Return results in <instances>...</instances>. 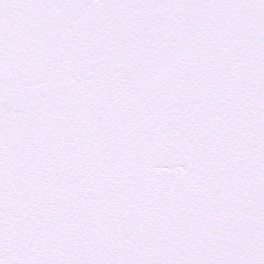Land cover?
Instances as JSON below:
<instances>
[{"label":"snow or ice","instance_id":"snow-or-ice-1","mask_svg":"<svg viewBox=\"0 0 264 264\" xmlns=\"http://www.w3.org/2000/svg\"><path fill=\"white\" fill-rule=\"evenodd\" d=\"M0 264H264V0H0Z\"/></svg>","mask_w":264,"mask_h":264}]
</instances>
